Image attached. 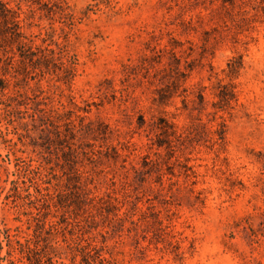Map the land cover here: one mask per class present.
I'll return each mask as SVG.
<instances>
[{"label": "rangeland", "instance_id": "1", "mask_svg": "<svg viewBox=\"0 0 264 264\" xmlns=\"http://www.w3.org/2000/svg\"><path fill=\"white\" fill-rule=\"evenodd\" d=\"M2 4L31 58L15 87L21 53L0 14V77L10 78L0 113L8 103L29 123L0 119V264L19 223L15 208L6 220L2 210L14 173L43 170L64 188L72 95L108 128L93 177L119 210L90 228L103 264H264V0ZM34 108L50 114L36 147L26 137Z\"/></svg>", "mask_w": 264, "mask_h": 264}, {"label": "trees", "instance_id": "2", "mask_svg": "<svg viewBox=\"0 0 264 264\" xmlns=\"http://www.w3.org/2000/svg\"><path fill=\"white\" fill-rule=\"evenodd\" d=\"M9 12L10 9L5 4L0 6V14H3L1 30L7 34L10 31L9 24L13 31L11 36L4 38L6 45L16 42L21 53V62L15 69L16 76L11 78L15 82V87L18 85L21 87L22 81H26L27 78L26 60L31 58V54L25 52L27 44L19 30L20 20L16 19V15L8 16ZM9 82L8 76L0 77L1 94ZM33 103L39 104L35 100ZM69 104L70 113L76 122L71 124L69 134H63V139L67 137L66 141L69 144L67 150H61L64 153L61 154L60 160L65 170L61 173L64 175L62 185L64 188H55L54 174L43 170L32 172L30 175L15 172V178L4 194L3 218L6 220L8 215L6 212L9 213L10 209L15 208L12 213L15 215L14 220L19 222L15 226L17 232L7 236L5 257L9 264H19L23 256L29 264H67L65 260L72 261L76 255L84 258L85 264L104 263V256L99 252L102 249L101 243L95 239L90 228L99 221H106L113 211L119 210L117 204L111 200V195L102 191L100 188L102 184L94 181L93 177L95 168L104 161L103 148L105 150V146H108L104 143L97 144L96 141L100 139L99 135L107 133L108 128L106 124L95 125L87 120L92 103L79 102L72 95ZM16 105L19 106L17 103ZM1 109L4 113H0V119H8L11 122L17 120L23 125L29 124L23 115H19L21 110L18 107L3 103ZM48 111L46 108L44 111L34 108L30 115V124L33 128L26 137L35 147L41 144L38 138L48 136L47 126L38 129V126L44 125V120L50 117ZM35 132L38 133L37 137ZM103 139L105 140V137ZM8 142L10 152L16 154L19 149L18 142L11 139ZM28 180L30 184L27 185ZM31 187H34L33 191L30 190ZM15 235L23 237L24 240H12V236ZM94 252L97 253V260L93 258Z\"/></svg>", "mask_w": 264, "mask_h": 264}]
</instances>
